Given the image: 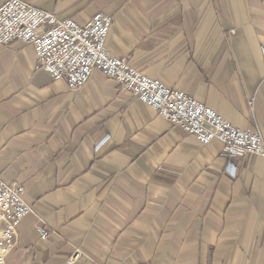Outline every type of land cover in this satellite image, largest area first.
Returning <instances> with one entry per match:
<instances>
[{"label":"crops","instance_id":"1","mask_svg":"<svg viewBox=\"0 0 264 264\" xmlns=\"http://www.w3.org/2000/svg\"><path fill=\"white\" fill-rule=\"evenodd\" d=\"M26 1L110 14L113 54L264 139V0ZM36 65L0 45V177L32 207L8 264H264V157L232 167L99 70L71 90Z\"/></svg>","mask_w":264,"mask_h":264},{"label":"built area","instance_id":"2","mask_svg":"<svg viewBox=\"0 0 264 264\" xmlns=\"http://www.w3.org/2000/svg\"><path fill=\"white\" fill-rule=\"evenodd\" d=\"M113 21L110 14L98 12L85 24H79L26 0H7L0 6V45L14 41L33 45L37 68L55 80H65L71 90L82 88L93 71L99 70L115 79L122 91L137 97L200 143L219 141L232 167L234 158L250 154L264 157V139L259 130L236 126L206 102L145 74L128 58L113 54L108 48ZM24 194L22 184L7 183L0 177V264H8L7 258L17 244L19 224L32 212ZM39 229L42 238L48 237L45 227ZM80 257L77 250L67 263L74 264Z\"/></svg>","mask_w":264,"mask_h":264}]
</instances>
